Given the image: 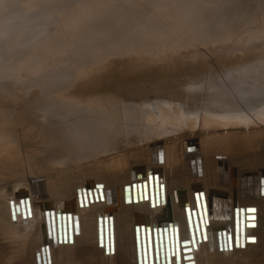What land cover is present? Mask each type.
I'll return each mask as SVG.
<instances>
[{"label": "bare ground", "instance_id": "bare-ground-1", "mask_svg": "<svg viewBox=\"0 0 264 264\" xmlns=\"http://www.w3.org/2000/svg\"><path fill=\"white\" fill-rule=\"evenodd\" d=\"M124 1L130 3L129 0ZM132 1L136 3L137 0ZM147 1L155 7V0ZM226 1L233 5V15L239 16L241 22L247 25L256 17L254 11L264 5V0L255 4L249 0ZM46 2L50 3L51 9L39 6L36 16H31L33 19L30 17L31 21L23 14L30 11L28 7H36L37 2L7 0L5 3L6 21L13 23L20 18L27 21L14 23L9 29L24 34L18 46L11 47L4 57L0 56V59L8 60L0 63V72L6 69L11 74H0V264H36L35 254L45 245H48L50 264H136L134 227L143 224V215L149 217L152 253V226L160 228L157 216L174 223L177 233L176 256L172 257L174 251L169 250L166 251L168 257H165L162 247V257L158 260L153 257L151 264H264V58L250 60L251 54H255V50H251L241 57H232L230 52L220 60H212L210 82L214 89L208 93L202 92L203 85L197 86L198 83L204 84L207 78L201 68L202 63H184L187 56L207 50L189 46L195 42L202 46H234V43L253 46L264 38V17L261 19L263 23H259L261 26L258 25L260 27L250 25L254 28L252 31L240 24L238 17V21L235 19L234 22H239V25L231 30L235 16L232 22H226L221 17V9L217 5L222 1L210 0L205 7L200 4L189 6V2L196 3L192 0H171L167 6L161 3L156 7L161 20L152 21L155 23L152 25L148 17L142 18L145 25L129 12L125 13V18L119 14L123 13L120 10L113 15L108 14L106 6L100 5L97 0L84 7L77 2L71 3L65 11L58 6L57 0H44L42 3ZM19 4L22 7H18ZM262 14L264 16V12ZM127 20L135 22L125 24ZM0 35H6V32L0 30ZM35 36L36 42L27 45L26 42H32ZM39 45L46 52L31 50V47L26 49ZM121 54L130 56L126 62L120 63L128 72L130 68L137 70L138 66H144L146 70L150 64L166 62L160 72L169 75L160 81L158 90L143 96V106L149 119L146 129L154 138H159V142H137L141 137L139 100L130 92L124 99L119 97L124 83L121 79L96 84L90 80V83L84 80L79 83L75 80L78 78H73L77 81L75 83L71 78L72 82L67 81L66 86L62 80L61 83L58 81L63 79L60 78L62 74L57 76L59 79L53 75L61 70L63 74L72 71L78 77L77 72L85 71L86 67L91 72L94 67L107 68L103 66L116 62L107 58ZM189 58L193 60V57ZM186 64H194L188 79L182 71L183 66H188ZM22 72L25 74L21 76ZM85 72L79 78L90 73ZM143 74L137 70V75L133 76L140 78ZM123 77L132 78L130 73H125ZM32 80L36 86H47V81L50 84L48 91L56 96L45 98L50 94L48 91L42 96L40 91L34 94L36 88L32 94L29 90L34 85ZM72 83L75 85H70ZM142 83L145 87L149 86L146 81ZM110 85L113 86L111 92L108 91ZM187 86L194 91H186ZM132 88L135 86L132 85ZM205 97L207 104L199 112L198 101ZM190 98L198 101L187 105L184 101ZM182 99L184 101L180 102ZM34 103L40 104L37 109ZM127 117L133 120L131 137L135 142H123ZM198 117L202 125L213 126V132L199 134V137L190 136L181 147L169 140V134L183 130L187 122H198ZM224 128L228 136L222 135ZM250 132L256 135L251 142ZM237 137L245 139L237 142ZM191 139L198 142H188ZM188 148L195 154L193 162L191 154H185ZM129 154H132V162H128ZM140 157L146 164L143 165L144 175L139 176L134 170ZM87 161L91 168L102 163L113 164L105 169L108 171L119 167V176L105 173L109 176L102 182L99 181L104 175H95V179H100H94L96 182L105 184L103 197L95 195L88 203L79 196L82 189L90 185L85 182L88 178L82 174L85 170L81 173L85 179H79L82 176L75 170L80 163ZM224 162L228 165L226 170L221 167ZM193 167L202 172L198 183H193L188 174ZM96 169L92 172L95 173ZM41 176H45L44 182H40ZM21 177L30 181L9 184V181L14 183ZM144 181L154 183L156 190L142 185ZM22 186L28 190V204L18 206L12 219L9 202L12 201L14 206L19 203L18 195L26 192ZM192 187H198L200 189L196 191L203 192L205 216L201 219L196 214L198 209L193 198L196 191ZM137 189L141 194L143 191L144 197L132 196ZM57 205L60 206L59 213H71L72 244H57ZM247 208H254L255 228L246 225L250 221L246 219ZM104 213L107 227L112 228L113 255L108 256L98 248L97 243V225L100 220L102 222ZM169 226L173 230V225ZM227 229H230L228 237ZM171 234L169 238L173 239ZM166 236L168 238L167 233ZM222 238L228 242L231 240V250L218 251L217 239ZM247 238L254 240L248 243ZM13 239L25 243V248L18 255L17 250L15 255H11V248L5 244Z\"/></svg>", "mask_w": 264, "mask_h": 264}, {"label": "rangeland", "instance_id": "rangeland-1", "mask_svg": "<svg viewBox=\"0 0 264 264\" xmlns=\"http://www.w3.org/2000/svg\"><path fill=\"white\" fill-rule=\"evenodd\" d=\"M6 1L7 0H5V2H3V0H0V8L1 7H3V8H1L0 9V30H2V31H5L6 32V35H0V56H3L4 54L5 55H7L6 53H9L10 51H8L9 49H11V47H14V46H18V44L19 43H21V41H20V37H22L23 36V34H24V32H20V33H14L13 31H9V29L14 25V23H17V24H19L20 22H24V21H27V20H32L36 15V11H37V9H38V7L40 6V8L41 7H43V8H45L46 9V7H47V9L46 10H48L49 8L51 9V5H50V3L49 2H46L45 4L44 3H42L44 0H32V1H35V2H37L36 3V7H28V9H30V11H28V13L26 12V14H23V16L25 17H27V18H30L31 16H33V18L31 19H27V20H25V18L24 19H22V18H20V20L19 19H17V21L16 20H13L14 22L13 23H11L10 22V20H8V21H6L5 19H4V16H6L7 14V12L5 11L6 9V7H7V5L5 4L6 3ZM72 1V2H71ZM57 0V2L59 3L58 4V6H60L63 10L62 11H65L66 9H67V6L68 5H70L71 3H76L77 2V4H80L81 5V7H84V6H87V5H90V3H91V1L89 2L88 0H82V1H76L75 0V2H74V0ZM98 1V3L100 4V5H103V6H106V9L107 10H105L108 14H110V15H113V14H115V12L116 11H118V10H120V11H123V13H119V14H122L123 15V17H124V15L126 16V14L125 13H127L128 14V12L129 13H131L132 14V16L134 17V19L135 20H139L140 21V23L141 24H145V25H147L146 23H145V21L142 19V18H149L150 19V21H151V24L152 25H154L155 23H153L152 21H159V20H161L162 19V17L160 16V13H158V12H156L155 10H156V7H158V6H160V5H158V4H161V3H164V4H161V5H165V6H167V3L168 2H170L169 0H155V7H153V6H151L149 3H148V1L147 0H145V1H143V2H141L140 0V2H138V0L136 1V3H140L139 5L138 4H136L135 2H133L132 0H129L130 1V5L126 2V1H124V0H97ZM192 1H194V2H196V3H190L189 2V6H193V4H197V5H205V7L208 5V4H210V0H192ZM198 1V2H197ZM219 2H221L222 1V3L220 4V5H217V6H219L220 7V9H221V17H223L224 18V20L226 21V22H232L231 20L234 18V16L235 15H233V11H232V7H233V5L231 4V3H227V1L226 0H218ZM233 1H235L236 2V0H230V2H232V3H234ZM238 2H240V0H237ZM248 1V0H247ZM251 1H253V3L255 4L257 1H262L263 2V0H249L248 2H251ZM24 2H25V0H24ZM7 3H9V1L7 2ZM133 3H134V5H133ZM226 3V4H225ZM252 3V2H251ZM252 3V4H253ZM128 4V5H127ZM137 6H136V5ZM231 4V6H229ZM43 5V6H42ZM73 5H76V4H73ZM199 5V6H200ZM18 7H22V4H19V5H17ZM50 6V7H49ZM78 6V5H77ZM131 6V7H130ZM264 6V5H263ZM263 6H261L260 8H258V9H256L255 11H254V14H256L255 16L256 17H254L252 20H253V22H252V20H251V24H253V26L251 25V27H254V28H256V27H260L261 26V24H259V23H263V21L261 22V19H262V17H264V16H262L263 14V12H264V7ZM98 7V6H97ZM109 7V8H108ZM228 7H229V9H228ZM235 7V6H234ZM33 8V9H32ZM49 9V10H50ZM125 10V11H124ZM225 10H227V11H225ZM260 12V13H259ZM224 13V14H223ZM9 16V15H8ZM261 16V17H260ZM231 17V18H230ZM239 17V16H238ZM236 17L235 16V18L233 19V22H232V24H234V26L231 28V30L232 29H234L235 28V26H236V28H237V26L239 25L238 23L239 22H237V24H236V22H234L235 21V19H236V21H240V24H244L245 26H246V28L248 27V29L247 30H249V28L251 29L250 31H252V30H254V28H251L250 27V25H247L246 23H244V22H241L242 20H241V18L239 17ZM125 18V17H124ZM237 18H238V20H237ZM24 20V21H23ZM135 20H127L126 21V23L125 24H131L132 22H135ZM259 20V21H258ZM6 23H9L8 25L6 24ZM258 23V24H257ZM12 24V25H11ZM17 24H15V25H17ZM228 24H230V23H228ZM244 25H242V26H244ZM258 25H260V26H258ZM241 26V27H242ZM244 26V27H245ZM15 27V26H14ZM244 27H242L243 29H246V28H244ZM235 28V29H236ZM238 28H240V27H238ZM234 29V30H235ZM14 30V29H13ZM250 31H247V32H250ZM251 33V32H250ZM53 37V36H52ZM36 36L35 37H33L32 38V42H26L27 43V45L29 44H33L34 42H36ZM25 39V38H24ZM23 39V40H24ZM35 39V40H34ZM264 38H262V40H261V38H260V41L259 42H257V43H254L253 44V46H239V45H237V43H234V46L232 45V44H220V45H206V46H202V45H198L196 42L195 43H192V44H190L189 46H198V47H203V48H206L207 50L205 51V52H203L202 53V51L201 52H198V53H195V54H191V55H189V56H187V59L184 61V63H188V62H192V61H199V63H202V69H204V72L206 73V76H207V78H206V82H204V84L203 83H198V85L197 86H202L203 85V88H201L202 89V92L204 93V92H207L208 93V91H211V89L213 90L214 89V87L212 86V84H211V82H210V79L212 78V75H213V67H212V65H213V63H212V60H220L219 58H221V57H224V56H227V55H229V53H230V55L232 56V57H234V56H239V57H241V55H247V52L248 51H251V50H255V54H251L252 55V58H249L250 60H253V59H255V60H259V59H263L264 58V40H263ZM201 44V43H200ZM29 47H31L32 49L31 50H38V51H41L42 53H44V52H46V50H44V49H42L41 50V48H40V45H39V47H32V46H28V48H26V49H29ZM2 49H4V50H2ZM19 50H20V48H18ZM4 55V56H5ZM75 55H77V54H75ZM3 56V57H4ZM78 56V55H77ZM76 56V57H77ZM113 56V57H112ZM111 57L109 56V58H107V59H109V61H116L115 63L114 62H112L111 63V65L110 64H106L105 66H103V67H107V68H102V66H100L99 67V69H98V67H94V68H92L91 70H92V72L90 71V70H87L86 68H84L85 69V71H87V73H89V74H87L83 69H82V74H83V72H85L84 74H87V76L86 75H83L82 77H84L83 79H82V77H80L81 78V80L79 81V76H80V72H79V74H78V72H77V75H78V77H75L76 76V73H73L72 71V73L70 72V73H68V74H63L64 73V71L62 72L61 70H60V72H56L55 74H53L55 77H57V76H59V74L61 75V77L60 78H63V79H59L58 77V81L61 83V80H62V83H64L65 85H66V82L67 81H69V83L70 82H72L73 81V78L75 79V78H78V79H75V80H77L79 83L80 82H82L83 80V82H89V80H90V82H96V84H99V83H102V82H109L110 80H112V79H115V78H119V79H121L124 83H123V85H121L122 86V94L120 93L119 94V97L120 98H122V99H124L127 95H128V93L130 92L131 93V95H134L135 97H137L138 98V100H139V116H138V124L140 125V127H141V137H140V139H139V141H137V142H159L157 139H159V138H154L153 137V135L150 133V131H148L147 129H146V127H147V124H148V122H149V119H148V117L146 116V112H145V109H144V97L143 96H148V95H150L152 92H154V91H156V89L158 88V85H159V83H160V81L162 80V79H164L166 76H168L169 75V73H166V74H162L161 72H160V70H161V67H163V65L162 64H166V62H163L162 64H161V62H157V63H154L153 65L152 64H150V66L149 67H146V68H148V69H146V70H144L145 69V67L144 66H138L137 67V70H139L141 73H144L143 75H141V77L139 78V77H135V76H133V75H137V70H133V68H130V69H127V70H129V72L128 71H126V68H124V67H122V64H123V62L125 61L126 62V59H128L130 56H127V55H123V54H121V55H112ZM118 56V57H117ZM117 57V58H116ZM189 57H193V60H189L190 58ZM79 58V57H78ZM118 60V61H117ZM122 61V62H121ZM5 62H8V60H5V59H0V63H5ZM120 63H122V64H120ZM159 63V64H158ZM39 64V63H38ZM116 64V65H115ZM120 64V65H119ZM186 65H188V64H186ZM194 64H189L188 66H183V68H182V71H183V75H186V78L188 79V74H189V70H190V68L193 66ZM154 66V67H153ZM141 67V68H140ZM98 70H97V69ZM101 68H102V70H101ZM109 68V69H108ZM111 68V69H110ZM114 68V69H113ZM96 69V70H95ZM104 69V70H103ZM119 72H118V71ZM4 71H6V72H4ZM97 71H99V72H97ZM103 71V72H102ZM109 71V72H108ZM126 71V72H125ZM10 71H8L7 72V70L6 69H3L2 70V72H0V74H2V73H4V74H6V75H11L10 73H9ZM69 72V71H68ZM96 72V73H95ZM123 74H122V73ZM7 73H9V74H7ZM92 73H94V74H92ZM103 73V74H102ZM125 73H130V75L132 76V78H129L128 77V79L127 78H124L123 76H124V74ZM161 73V74H160ZM14 74V73H13ZM19 74H20V72H19ZM25 74V72H22L21 73V76L22 75H24ZM81 74V75H82ZM96 74H97V76H96ZM108 74V75H107ZM117 74H119V75H117ZM67 75V76H66ZM100 75H103V76H101L102 77V79H101V77H99ZM54 76H52L53 78H54ZM92 76H94L95 77V79H93L94 77H92ZM105 76H109V77H105ZM111 76V77H110ZM118 76H120V77H118ZM140 76V75H139ZM51 77V78H52ZM70 77V78H69ZM96 77H97V79H96ZM98 77H99V80H98ZM50 78V79H51ZM52 78V79H53ZM71 78H72V81H71ZM89 78V79H88ZM90 78H92V80L90 79ZM104 78V79H103ZM111 78V79H110ZM50 80V81H53V80H56V78L55 79H53V80ZM66 79V80H65ZM86 79V80H85ZM88 79V80H87ZM49 80V79H48ZM73 81V82H77V81ZM33 81V80H32ZM50 81H48V82H50ZM142 81H146L148 84H149V86H147V87H145V84H143L142 83ZM149 81V82H148ZM89 82V83H90ZM128 82V83H127ZM75 83L73 84H70V85H72V86H74L75 85ZM127 83V84H126ZM32 84H34V85H32ZM30 83V86L32 85L33 86V88L32 89H34V90H32L31 89V87H30V92L32 93V91L34 92L35 91V88H36V90L37 91H35L34 92V94L36 93V94H39L40 92V95L41 94H47V91H48V85H50L49 83H47V81H46V84H47V86L45 85V84H41L42 86H36V84H35V81H33V83ZM64 84H62V85H64ZM109 84V83H108ZM153 84V85H152ZM39 85V84H38ZM45 85V86H44ZM61 85V86H62ZM69 85V86H70ZM132 85H134L135 86V88H136V86H137V88H136V90L137 91H135L134 89L135 88H132ZM152 85V86H151ZM43 86L44 87H46V88H43ZM67 86V85H66ZM120 86V87H121ZM43 89H42V88ZM50 87V86H49ZM38 88H41V89H39L38 90ZM64 88H66V87H64ZM68 88H70V87H68ZM113 88V86L112 85H110V87H108V91L109 92H111L112 89ZM126 88V90H124V89ZM44 89H45V91H44ZM195 89H198V88H195ZM200 89V90H201ZM158 90V89H157ZM199 90V89H198ZM40 91V92H39ZM53 91V90H52ZM186 91H188V92H193L194 90L192 89V88H190L189 86H187V88H186ZM39 92V93H38ZM46 92V93H45ZM125 92V93H124ZM127 92V93H126ZM150 92V93H149ZM48 93H50V94H47V96L45 97V98H51L52 96H56V95H53L52 94V92H51V90H49L48 91ZM146 93V94H145ZM33 94V93H32ZM141 94V95H140ZM143 94V95H142ZM51 97H50V96ZM122 95V96H121ZM184 95H188V94H184ZM42 96V95H41ZM142 96V97H141ZM189 96V95H188ZM191 97H195V96H191ZM42 98H44V96L42 97ZM53 98V97H52ZM207 98L205 97L204 99H202V100H197L199 103H198V105H197V109H198V111L200 112V111H203L204 110V107H205V105L207 104ZM182 101H184L183 99L180 101V102H182ZM196 100H193V99H188L187 101H184V102H187V105H192V104H195L196 102H197ZM141 102V103H140ZM143 102V103H142ZM200 102H202L201 104H200ZM204 103V104H203ZM142 104V105H141ZM37 105H40V104H37ZM35 103H34V105L33 106H37ZM142 107V108H141ZM38 108V106L36 107V109ZM142 109V110H141ZM185 111H186V107H185ZM185 113H190V112H185ZM144 116V117H143ZM141 118H142V120H141ZM40 119H42L41 117H40ZM127 119L128 120H126V122L124 123V130H125V133H126V135H125V140L123 141V142H135L134 140H133V138L131 137L132 136V134H131V126H132V124H133V120L130 118V117H127ZM141 121H143V123L141 122ZM142 123V124H141ZM125 124H127V125H125ZM211 127H213V126H208V125H205V124H201V121H200V118L198 117V122H195V123H193V122H187V124L185 125V127H184V129L183 130H179V131H174V132H172L171 134H169L168 135V138H169V140L171 141V140H173V141H175V142H177V144H178V146L179 147H181L182 145H183V142L185 141V140H187V138H189L190 136H194V137H199V134H200V136H201V134H205L206 132H213V130L212 129H214V128H211ZM206 129V130H205ZM208 129V130H207ZM254 130V129H253ZM255 131V130H254ZM217 132H221L220 130H217ZM246 133H247V131H245ZM143 133V134H142ZM202 135V136H203ZM222 135H226V136H228V131H227V129L226 128H224V130L222 131ZM245 135V134H244ZM249 136H251V138H250V141L249 142H251L252 140H253V138L256 136L255 135V132H250V135ZM244 137H241V138H238L237 137V142H243L244 141ZM130 140V141H129ZM249 140V139H248ZM197 140H195V139H191V140H189L188 142H196ZM198 142V141H197ZM190 146V144H188V147ZM138 147H140V146H138ZM136 148V147H135ZM152 148H154V147H152ZM134 149V148H133ZM140 151V150H139ZM138 152V151H137ZM185 154L186 155H189V154H191V161L193 162L194 160V155H193V153L191 152V150L188 148V150H186L185 151ZM130 155V157H128L129 159H128V162H132L131 161V156H132V154H129ZM187 159H189V157L187 158ZM133 161H134V159H133ZM89 162H92V160H90ZM86 163V162H85ZM85 163H80L79 165V167L77 166L76 168L77 169H75L76 171H77V174L78 173H80L79 175H81L82 177L81 178H79V179H82V178H84L85 179V177H84V175L86 176V178H88V179H85V182L86 181H88V183L90 184V182H92V181H94L93 182V186L92 185H89V187H87V188H89V190L87 189V191H81L80 192V194H79V196H80V198H82L83 200H85V202L86 203H88V200L89 199H91L93 196H98L99 198H102L103 197V188H104V186H105V184L104 183H99V182H102V180L104 181L105 179H106V177L107 176H109V175H104L105 173H107V174H110V173H113V174H115L116 176H119L118 174H119V171H118V168H112L110 171H108V169L107 170H105L107 167H112L113 166V164L112 163H102V165L100 164L99 166H97V165H95V166H93L92 165V167L93 168H91V164L89 163V165H87L88 164V161H87V163L85 164ZM85 164V165H84ZM105 164V165H104ZM146 164V162L144 161V158H142V157H140L139 159H138V161L135 163V172H136V174L137 175H142L143 174V171H144V168H143V165H145ZM69 166V165H68ZM82 166V167H81ZM142 166V167H141ZM88 167V168H87ZM91 169H90V168ZM221 167H222V169H224V170H226L227 169V167H228V165L224 162V163H222L221 164ZM68 167H66V168H64V169H67ZM96 169V170H94L95 171V173H93L92 171H93V169ZM142 168V169H141ZM63 169V170H64ZM81 169V170H80ZM89 169V170H88ZM83 170V171H82ZM84 170H85V172H84ZM91 170V171H90ZM100 170H101V172H102V174L100 173ZM142 170V171H141ZM59 171H61V170H57L56 172H59ZM73 170H70V172H72ZM80 171V172H79ZM97 171H99L98 172V174H96L97 173ZM82 172H84V173H82ZM190 173H188L189 175H190V177L192 178V180L194 181L193 183H198V178L201 176V169H197V168H192V170L191 171H189ZM84 174V175H82V174ZM89 173H91L92 175H90ZM139 173V174H138ZM193 173V174H192ZM88 174V175H87ZM95 175H96V177L97 176H102L103 177V175H104V177H103V179L101 178V180L99 181V180H97V179H95L96 177H95ZM111 175V174H110ZM144 175V174H143ZM30 176L32 177V175L30 174ZM91 176V177H90ZM105 178V179H104ZM44 179H45V176H41L40 177V182H44ZM96 181H99V182H96ZM29 182L30 181V179L29 178H20V180H17V181H15L14 183L11 181H9V184L10 185H12V184H16V183H25L26 184V182ZM27 182V183H28ZM95 182H96V184H95ZM103 184H104V186H103ZM94 185H100L101 186V188L102 189H100V190H92L93 188H94ZM23 188H24V190H26V191H28L27 190V188L25 187V186H22ZM91 190H92V192H91ZM219 191V190H218ZM101 193V195H98V194H100ZM85 195H86V197H85ZM87 195H89V196H87ZM95 196V197H96ZM84 197V198H83ZM91 197V198H90ZM97 197V198H98ZM15 239H13V240H11L10 241V243L9 242H7V241H9V240H6V242L7 243H5V244H8V245H6L7 247H9V249H10V251H9V253L11 254V255H15L16 253H17V255H18V252L21 250V249H23V248H25V246H24V244L25 243H22L23 241H21V240H19V239H16L15 241H14ZM13 241V242H12ZM15 242V245L13 244ZM12 243V244H11ZM16 243L17 244H19L20 243V245H16ZM11 244V245H10ZM23 244V245H22ZM36 244V243H35ZM35 248V245L34 246H32L31 247V250H32V248ZM33 248V249H34ZM17 250V251H16ZM15 251H16V253H15ZM14 252V253H13ZM99 253H100V255H101V251H99ZM32 254V253H31ZM30 257H31V255H30ZM14 264H17L16 262H14Z\"/></svg>", "mask_w": 264, "mask_h": 264}, {"label": "water", "instance_id": "water-1", "mask_svg": "<svg viewBox=\"0 0 264 264\" xmlns=\"http://www.w3.org/2000/svg\"><path fill=\"white\" fill-rule=\"evenodd\" d=\"M157 173H159L158 171H155ZM161 179V177H160ZM93 183L90 182V185H92ZM142 185L147 186L148 189H151L153 187L154 190H156V187L154 185V183H149L148 181H144ZM153 185V186H152ZM93 186V185H92ZM138 186L140 187V184H138ZM134 188V186H132ZM146 188V190H147ZM195 188L196 190H199L200 188H196V187H192ZM87 186L86 188H83V191H87ZM102 189L100 185H94V188L92 190H100ZM78 191V190H77ZM137 196L139 195L140 197H144V193L142 191V194L138 192V189L136 192H132V196ZM19 198V203L17 205H13V202L10 201L9 202V208H10V214L12 219H14V215L16 213V208L21 207V204H23V206H26V203L28 204V193L27 191L24 193H21L18 195ZM194 200H195V206H196V210L198 209V212H196L197 216L200 217V219L202 218V216H205V211H204V206H202L203 204V192L202 191H196L194 192ZM19 206V207H18ZM87 206V205H86ZM59 205L56 206V213H55V223H56V234H57V244L58 245H62V244H67L70 243L72 244V239H71V221H70V215L71 213H59ZM248 210H254V208H247L246 209V213L247 221L246 225L250 228H255V218L254 214L255 211H248ZM24 213V211H23ZM202 213V214H201ZM143 221L141 225H136L134 227V243H135V254H136V264H151L152 263V258L154 257V259L158 260V258L160 259L162 257V252L163 249L162 247H164L165 249V254L164 256L168 257L169 254L166 253V251H174V255L172 253V257L176 256V248L178 246V240H177V233L174 227V223H172L171 221L169 222L168 219L162 218L160 216L156 217V221L157 223H159L160 228H155L154 225L153 227V253L151 252V239H150V235H149V217L148 215H143ZM30 217V215L28 216ZM99 219L101 218V216H98ZM23 218L25 219V217L23 216ZM102 222L100 220V222L97 225V243H98V248L102 249L104 251V254L106 256L108 255H113V249H112V228L107 227L106 223H107V219H106V213L103 214L102 217ZM205 222V221H204ZM169 224L173 225V230L172 228L169 226ZM188 228H189V224H187ZM194 226V225H193ZM144 227H145V235H144ZM109 231V236H108V231ZM162 229V230H161ZM190 229V228H189ZM172 231L175 232V234H171ZM224 231V230H223ZM226 236L227 233L230 235V229L226 230ZM219 232V231H218ZM222 232V231H220ZM140 233V234H139ZM163 235H162V234ZM166 233L168 234V238L166 236ZM67 234V236H66ZM169 234H171V237L173 236V239L171 240L169 238ZM203 234L204 231H203ZM163 236V238H161ZM166 236V237H165ZM176 236V238H175ZM222 236V234H221ZM224 236V235H223ZM228 237V236H227ZM224 239V240H223ZM254 240V238H252ZM226 238H222V239H217V249L218 251L222 252V251H226V250H231V240L230 242L225 241ZM253 240H250L249 238L246 239V242H252ZM184 241H182L183 243ZM192 242V241H191ZM190 242V244H191ZM189 243H186L185 245H188ZM184 245V244H182ZM196 247H194L193 250L196 251ZM185 252V251H184ZM191 252V250H190ZM171 255V254H170ZM35 262L36 264H50V259H49V252H48V245L42 246L40 247L39 252H37L35 254ZM162 262H163V258H162Z\"/></svg>", "mask_w": 264, "mask_h": 264}, {"label": "snow or ice", "instance_id": "snow-or-ice-1", "mask_svg": "<svg viewBox=\"0 0 264 264\" xmlns=\"http://www.w3.org/2000/svg\"><path fill=\"white\" fill-rule=\"evenodd\" d=\"M248 211H254V210H248Z\"/></svg>", "mask_w": 264, "mask_h": 264}]
</instances>
